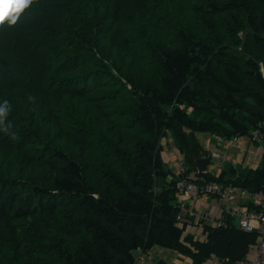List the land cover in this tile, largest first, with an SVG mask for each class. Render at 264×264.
<instances>
[{
	"label": "trees",
	"instance_id": "16d2710c",
	"mask_svg": "<svg viewBox=\"0 0 264 264\" xmlns=\"http://www.w3.org/2000/svg\"><path fill=\"white\" fill-rule=\"evenodd\" d=\"M5 100L0 264H137L155 245L236 262L255 243L229 216L195 239L176 194L181 179L264 189V0H33L0 25ZM253 129L256 168L197 172V133ZM168 135L179 175L160 154Z\"/></svg>",
	"mask_w": 264,
	"mask_h": 264
},
{
	"label": "crops",
	"instance_id": "0c3cea01",
	"mask_svg": "<svg viewBox=\"0 0 264 264\" xmlns=\"http://www.w3.org/2000/svg\"><path fill=\"white\" fill-rule=\"evenodd\" d=\"M167 137V136H166ZM164 137V139L166 138ZM196 137L200 145L208 150L209 152L215 151L218 153L217 158H221L220 163L214 171L209 170V164L207 165V170L215 175H218L220 171L226 166L231 165L234 168L236 167H251L256 168L261 161V156L263 153L262 143H254L250 140L248 136H241L235 138H224L209 133H197ZM163 139V138H162ZM166 140V139H165ZM162 151L161 157L165 164L167 170H170L176 175L178 167L179 152L175 146L168 143V145L161 142ZM192 172L189 177H194ZM170 175L167 176L166 181L170 179ZM159 187L162 186L161 180L157 181ZM177 201L184 202L186 205H189L191 202V196L185 191H181L176 196ZM251 201L249 198L248 192L240 188H234L230 192V197L227 201H222L214 195H200L193 199L192 207L196 211L208 213L214 218H223V216H229L226 209V206H235V207H248V202ZM183 217L186 219L183 222L186 223L185 232H189L194 235L195 239L202 240L204 235L202 233V221H198L188 214H184ZM231 217V216H229ZM233 218V222L237 225V219ZM196 233L200 236L196 237ZM149 252V251H148ZM178 254V253H177ZM253 254V248H249L246 256ZM180 255V254H178ZM185 257V256H184ZM188 258V257H187ZM189 260V261H188ZM183 264H191V259H185L181 261ZM221 264V260L215 257L207 259L203 264Z\"/></svg>",
	"mask_w": 264,
	"mask_h": 264
},
{
	"label": "built area",
	"instance_id": "2783aa9c",
	"mask_svg": "<svg viewBox=\"0 0 264 264\" xmlns=\"http://www.w3.org/2000/svg\"><path fill=\"white\" fill-rule=\"evenodd\" d=\"M263 125L264 123H260ZM249 138L254 143H261L263 136L259 129H253L250 131ZM213 157H217L218 153L211 151ZM180 172L183 168V162L179 159ZM234 189L230 186H225L217 182H206L203 184H197L192 181H186L184 179L177 183V194L181 191H185L191 196V202L186 205L184 202L178 201L179 212L176 216L178 222L185 221L184 214L208 223L213 227L225 226L224 216L223 218H214L212 215L200 211H196L192 207V201L195 197L200 195H214L222 201H227L230 197L231 190ZM248 192V191H247ZM176 194V196H177ZM248 195L254 205L258 207V210L248 209V207H235L226 206L225 209L229 216L237 219V226L245 231H258V236L255 243L251 246L253 248V254L245 256L244 259L229 262L227 258L221 260V264H264V189L255 192H248ZM140 262L142 264H148L149 260H152V256L148 252H141ZM147 261V262H146ZM207 264H211L208 263Z\"/></svg>",
	"mask_w": 264,
	"mask_h": 264
},
{
	"label": "rangeland",
	"instance_id": "374dc122",
	"mask_svg": "<svg viewBox=\"0 0 264 264\" xmlns=\"http://www.w3.org/2000/svg\"><path fill=\"white\" fill-rule=\"evenodd\" d=\"M165 139L164 138L161 139L160 143L162 142V143H164L166 145H168V143H170V144H172L174 146V142H173V140H172L170 135H168ZM209 153H210V157H211V162L208 165L209 166V170L210 171H214L217 168L218 164L220 163L221 158L213 157L211 155V152H209ZM179 155H180V153H179ZM179 159L182 160L181 155L179 156ZM179 159H178V164H177L178 170H177L176 175H179L180 170H181L180 167H179ZM182 169H184V166H183ZM193 176L195 177V173H194ZM184 180H186V179H184ZM195 236L199 237L200 235L198 233H196ZM148 254L152 256V260H149L148 264H157L160 261H163L166 264H183L181 261L185 260V259H188L187 257H184L182 255H178L176 252H174V251H172L170 249L163 248V247H160V246H157V245L153 246L149 250ZM134 255L136 257V263L137 264H142L140 262V258H139L140 255H141V251L140 250H135L134 251Z\"/></svg>",
	"mask_w": 264,
	"mask_h": 264
},
{
	"label": "clouds",
	"instance_id": "9594fccd",
	"mask_svg": "<svg viewBox=\"0 0 264 264\" xmlns=\"http://www.w3.org/2000/svg\"><path fill=\"white\" fill-rule=\"evenodd\" d=\"M33 3V0H22V3L17 5L14 0H0V13H6V15L0 16V25H2L5 20L9 25L15 24L19 18V14L28 6ZM29 99H32L31 97ZM8 101L0 103V131L9 133L11 129V124L6 123V119L9 113ZM13 138H15V133H10Z\"/></svg>",
	"mask_w": 264,
	"mask_h": 264
},
{
	"label": "water",
	"instance_id": "95a60500",
	"mask_svg": "<svg viewBox=\"0 0 264 264\" xmlns=\"http://www.w3.org/2000/svg\"><path fill=\"white\" fill-rule=\"evenodd\" d=\"M211 157L210 156H206V157H200L198 159L195 160V167L197 172H205L207 170V165L210 162ZM157 264H166L163 261H160Z\"/></svg>",
	"mask_w": 264,
	"mask_h": 264
},
{
	"label": "snow or ice",
	"instance_id": "6c2138e0",
	"mask_svg": "<svg viewBox=\"0 0 264 264\" xmlns=\"http://www.w3.org/2000/svg\"><path fill=\"white\" fill-rule=\"evenodd\" d=\"M14 2H15L17 5H19V4L22 3V0H14ZM2 15H6V13H0V16H2Z\"/></svg>",
	"mask_w": 264,
	"mask_h": 264
},
{
	"label": "bare ground",
	"instance_id": "6f19581e",
	"mask_svg": "<svg viewBox=\"0 0 264 264\" xmlns=\"http://www.w3.org/2000/svg\"><path fill=\"white\" fill-rule=\"evenodd\" d=\"M209 156H210V153H209Z\"/></svg>",
	"mask_w": 264,
	"mask_h": 264
}]
</instances>
